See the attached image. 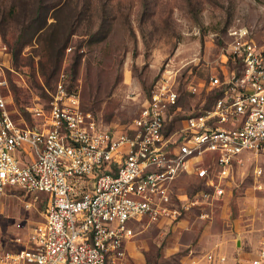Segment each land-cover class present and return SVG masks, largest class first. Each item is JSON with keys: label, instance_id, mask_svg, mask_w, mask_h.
<instances>
[{"label": "rangeland", "instance_id": "rangeland-1", "mask_svg": "<svg viewBox=\"0 0 264 264\" xmlns=\"http://www.w3.org/2000/svg\"><path fill=\"white\" fill-rule=\"evenodd\" d=\"M241 24L264 50V0H0L1 91L22 127L41 128L35 114L49 108L61 85L99 126L128 132L169 72L181 109L168 124L175 131L184 124L180 115L208 110L218 99L209 86L212 75L222 79L240 69L227 53L229 31ZM257 167L264 170V151L242 154L231 167L225 195L196 206L191 202L202 184L192 173L180 177L173 212L136 223L115 264H187L207 253L225 257L227 264H248L264 242ZM47 203L43 193L5 190L0 258L31 245Z\"/></svg>", "mask_w": 264, "mask_h": 264}, {"label": "built area", "instance_id": "built-area-1", "mask_svg": "<svg viewBox=\"0 0 264 264\" xmlns=\"http://www.w3.org/2000/svg\"><path fill=\"white\" fill-rule=\"evenodd\" d=\"M229 36L227 56L240 69L222 79L212 75L209 86L221 96L208 110L180 115L184 124L175 131L168 124L181 109L169 72L154 85L128 132L99 126L61 85L49 108L35 114L41 128L22 127L7 109L0 81V200L10 187L48 196L31 245L0 263L115 264L136 223L173 212L180 177L192 173L203 186L193 206L222 198L233 163L244 153L264 151V50L245 25ZM254 177L264 193V170L255 168ZM187 264L227 261L207 253ZM248 264H264V242Z\"/></svg>", "mask_w": 264, "mask_h": 264}, {"label": "trees", "instance_id": "trees-1", "mask_svg": "<svg viewBox=\"0 0 264 264\" xmlns=\"http://www.w3.org/2000/svg\"><path fill=\"white\" fill-rule=\"evenodd\" d=\"M63 44H64V43H62V45H63ZM217 92H218V91H217ZM218 94H219V97H220V96H221V94H220L219 92H218ZM219 97H218V98H219Z\"/></svg>", "mask_w": 264, "mask_h": 264}]
</instances>
